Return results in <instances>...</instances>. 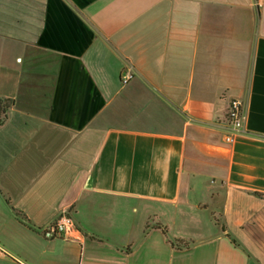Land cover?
<instances>
[{
    "label": "crops",
    "instance_id": "obj_1",
    "mask_svg": "<svg viewBox=\"0 0 264 264\" xmlns=\"http://www.w3.org/2000/svg\"><path fill=\"white\" fill-rule=\"evenodd\" d=\"M0 99V264H264V2L0 0Z\"/></svg>",
    "mask_w": 264,
    "mask_h": 264
},
{
    "label": "built area",
    "instance_id": "obj_2",
    "mask_svg": "<svg viewBox=\"0 0 264 264\" xmlns=\"http://www.w3.org/2000/svg\"><path fill=\"white\" fill-rule=\"evenodd\" d=\"M264 0H252L255 10H259ZM134 76L132 69L124 72L121 76V83L127 84ZM246 120V112L244 102L239 99H231L228 104L225 121L223 123L224 141L233 143L235 139L244 133V124ZM75 229V223L72 216L68 212L61 213L53 221L49 229L45 232L46 237H60L63 239L71 238V234Z\"/></svg>",
    "mask_w": 264,
    "mask_h": 264
},
{
    "label": "trees",
    "instance_id": "obj_3",
    "mask_svg": "<svg viewBox=\"0 0 264 264\" xmlns=\"http://www.w3.org/2000/svg\"><path fill=\"white\" fill-rule=\"evenodd\" d=\"M10 106H11V101L0 99V125L3 123L5 119V112L8 108H10ZM162 232L165 234L166 233L165 229H162ZM170 244L178 249L188 247V244L183 243V241H173L170 242Z\"/></svg>",
    "mask_w": 264,
    "mask_h": 264
}]
</instances>
